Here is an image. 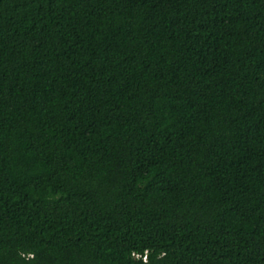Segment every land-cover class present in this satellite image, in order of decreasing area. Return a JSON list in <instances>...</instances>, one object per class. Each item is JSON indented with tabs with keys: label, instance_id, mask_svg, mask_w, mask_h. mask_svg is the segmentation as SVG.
Instances as JSON below:
<instances>
[{
	"label": "trees",
	"instance_id": "trees-1",
	"mask_svg": "<svg viewBox=\"0 0 264 264\" xmlns=\"http://www.w3.org/2000/svg\"><path fill=\"white\" fill-rule=\"evenodd\" d=\"M0 264H264V0H0Z\"/></svg>",
	"mask_w": 264,
	"mask_h": 264
}]
</instances>
